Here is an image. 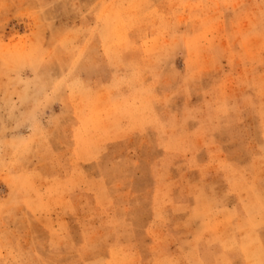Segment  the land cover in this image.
I'll return each instance as SVG.
<instances>
[{"label": "rangeland", "instance_id": "obj_1", "mask_svg": "<svg viewBox=\"0 0 264 264\" xmlns=\"http://www.w3.org/2000/svg\"><path fill=\"white\" fill-rule=\"evenodd\" d=\"M0 264H264V0H0Z\"/></svg>", "mask_w": 264, "mask_h": 264}]
</instances>
